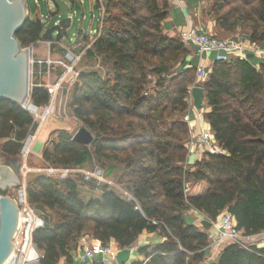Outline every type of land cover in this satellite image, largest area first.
I'll return each instance as SVG.
<instances>
[{
    "label": "trees",
    "instance_id": "trees-1",
    "mask_svg": "<svg viewBox=\"0 0 264 264\" xmlns=\"http://www.w3.org/2000/svg\"><path fill=\"white\" fill-rule=\"evenodd\" d=\"M102 3L101 35L81 62L94 65L98 56L100 67L80 71L68 104L69 115L94 139L82 145L73 141L74 133L55 131L41 158L58 168L98 164L130 197L114 188L94 192L79 175L60 180L33 174L27 200L45 218V227L33 233L39 264L69 263L83 236L123 250L133 248L143 233L162 240L139 247L144 260L133 264H264V247L234 243L206 262L208 230L185 220L189 210L211 222L227 211L243 237L264 233V62L256 67L237 57L215 60L206 82L198 84L196 67L186 61L189 48L163 32L167 0ZM208 9L204 14L221 36L244 33L264 48V0H210ZM57 13L58 8L51 15ZM44 28L29 15L16 38L26 48L41 41ZM191 86L203 88V118L225 152L205 154L192 164L183 121ZM47 101L44 89H31L32 104ZM33 127L27 111L0 102V152L7 158H19ZM28 165L34 166L31 159ZM189 182L205 190L189 195Z\"/></svg>",
    "mask_w": 264,
    "mask_h": 264
},
{
    "label": "built area",
    "instance_id": "built-area-1",
    "mask_svg": "<svg viewBox=\"0 0 264 264\" xmlns=\"http://www.w3.org/2000/svg\"><path fill=\"white\" fill-rule=\"evenodd\" d=\"M49 1L54 4L56 0ZM95 1L100 11L99 25L96 30L89 31L86 36L83 35L84 37L77 35L73 44H65L63 42L65 36L64 31H62L63 36L61 40H56L53 37L50 41H39L44 42L47 47V56L45 59L36 58L33 50L35 44L26 47L29 51V97L21 108L27 111L32 117L34 127L23 140L20 150V185L12 190V194L9 193L10 190L7 193V195L14 199L18 207V222L12 237L13 248L5 264H39L42 258V255L36 250L33 244V233L45 227V218L27 200L26 183L29 174L42 175L60 180L68 179L73 175H79L82 178V184H92L101 194L107 188H114L123 195L130 197L97 166H94L90 170L58 168L45 162H43L41 167L36 168L28 165L32 147L37 142L38 133L46 118L50 116L56 119H70L67 113V101L80 73L77 67L85 58L87 52L92 50L94 42L100 37L102 32L103 3L102 0ZM66 5L68 12L69 6L68 4ZM60 17V15H57L54 25H58ZM46 18L47 21H50L52 15L49 14ZM43 20L41 23L46 28L47 22L44 23ZM179 39L183 45L193 46L199 55L211 52L219 53L216 60L229 61L231 57H237L240 60L250 61V53H255L259 58L263 54L262 48L256 43L242 40L237 34L227 39H217L209 33H199L193 29H189L182 32ZM53 55H55L54 58L52 57ZM95 67H100V58L98 56L96 57ZM209 74L210 70L207 68L201 66L196 67V83H205ZM33 88H42L46 91L48 95L47 103L36 106L30 102V92ZM191 88L188 91L190 107L192 106ZM57 96L60 98L58 105H56ZM183 121L188 123V115L184 116ZM190 134L186 148L189 154L193 152L199 155L197 160L205 154L214 155L225 153L216 146L211 131L208 128L201 129L200 133L196 136H190ZM187 189L186 187V192ZM203 220L206 219L203 217ZM209 222L211 223V227L208 229V239L211 242L210 248L219 247L228 243L237 244L245 249L248 246L256 245L244 240L245 238L249 240L251 237L242 236L241 232L236 229L234 218L227 211L220 213L215 222ZM79 246L83 250L84 258L92 259L95 254H100L103 264H115V257L120 251L115 244L110 243L108 246L102 247L98 241L92 240L87 236L80 238Z\"/></svg>",
    "mask_w": 264,
    "mask_h": 264
},
{
    "label": "water",
    "instance_id": "water-1",
    "mask_svg": "<svg viewBox=\"0 0 264 264\" xmlns=\"http://www.w3.org/2000/svg\"><path fill=\"white\" fill-rule=\"evenodd\" d=\"M58 8L57 15L67 13V5L61 1H54ZM29 17L27 0H0V102L15 104L22 107L29 97V51L20 45L16 34L22 29ZM71 24L70 19L61 18L58 25L44 30L41 40L50 41L56 33V40H61L66 28ZM192 106L202 109L204 90L193 86L190 90ZM93 135L81 127L73 135V141L82 145H90ZM19 158H5L0 163V264L8 260L12 248V237L18 222V207L13 198L4 195L20 185ZM3 194V195H2ZM206 230L211 227L207 220L202 221ZM223 248V246H222ZM131 250H120L116 257V264H126L130 259Z\"/></svg>",
    "mask_w": 264,
    "mask_h": 264
},
{
    "label": "crops",
    "instance_id": "crops-1",
    "mask_svg": "<svg viewBox=\"0 0 264 264\" xmlns=\"http://www.w3.org/2000/svg\"><path fill=\"white\" fill-rule=\"evenodd\" d=\"M61 1H63L65 4L69 5L68 0H61ZM167 1L169 3L168 16L162 23L163 32L167 37L179 38L180 34L182 32H185L189 29L190 30L193 29L199 33H215L216 32L215 31V29H216L215 28V22L212 21L208 15L204 14L205 10L202 7V0H167ZM35 3L37 4L36 5L37 6V12L35 15H33V17L42 21L45 17L42 16V14H40V11L38 9L39 1L35 0ZM51 8H52L51 13H54L57 10V8L54 4ZM51 13H48V15ZM29 15H31L30 9H29ZM92 18H93V14H92ZM204 18H206V20H204ZM99 19H100V11H99ZM77 35L84 37L87 34L84 35L82 29L80 28L78 30ZM238 35H239L238 37L240 39L247 40L246 35L244 33H241V34L239 33ZM187 47L189 48V51H190V54L186 57V61L188 63V66H190V65L194 66V67L201 66V67H205V68L209 69L211 64L216 60L217 55H219V53H217V52H211V53L199 55V54H197V52L193 46L190 45ZM261 50L263 51V54L260 56V58L258 56H256L255 53H250L249 59L253 65H255L257 62H264V48H262ZM82 64H84V63H82ZM81 66L82 67L80 70L87 69L86 65H81ZM205 111L206 110L203 107L200 111L196 110L193 106L190 107L188 114H187L189 117V121L187 124L189 127V133H191L190 136H196L200 133L201 129H207L209 127V125L206 123V121L203 118V113ZM41 129H40L38 135H40ZM60 129L61 128H51L50 127L45 132L42 140H38V137H37V142L34 143V145L32 147V151L35 155H38V158L41 157L43 147H44L46 141L48 140V138L50 137L51 133H53L55 131H59ZM61 131H66V132L72 133V128L68 129V130H62L61 129ZM198 157H199V155H197V153H193V152H191L190 154L188 153V162L190 164H192L195 161H197ZM5 158H7V157L0 152V163H2ZM186 187L188 188L187 192H190L188 184L186 185ZM204 190L205 189L203 186L201 188L198 187V189L194 188V191L192 193L190 192L189 195H195V194L203 192ZM7 192H9V190ZM185 220L187 223L192 224L195 227H200L202 225L203 216L195 210H189L185 214ZM251 239H255V241L257 242L255 244L258 247H264V233L257 235V236H253V237H251ZM161 240H162L161 237L158 236V234H156V233H151V234L143 233L139 237L136 245L133 248H130L131 254H130L129 263L133 264L137 261H143L144 260V256L137 254V249L139 247H142L145 245L155 246V245L159 244L161 242ZM111 243L114 244L113 242H111ZM224 245H226V244H224ZM224 245H221L219 247L210 248L211 250L209 251L208 255L211 256V258L209 261H213L217 258L219 252L222 249V246H224ZM213 251H215V252H213ZM83 254H84L83 250L79 246L74 252L71 253V261L67 264H103L101 262L102 256L100 254H95L92 259L84 258ZM206 262H208V261H206ZM129 263H127V264H129ZM60 264H65V262L62 260L60 262Z\"/></svg>",
    "mask_w": 264,
    "mask_h": 264
},
{
    "label": "rangeland",
    "instance_id": "rangeland-1",
    "mask_svg": "<svg viewBox=\"0 0 264 264\" xmlns=\"http://www.w3.org/2000/svg\"><path fill=\"white\" fill-rule=\"evenodd\" d=\"M38 1H39L38 9L40 11V14H42V16H44L45 18L48 17V13H51V10H52L51 7L53 6V3L51 1H49V0H38ZM68 2H69V5H68L69 6V11L67 13L63 14L60 17V20H61V18L70 19V21H71L70 26L64 30L65 36H64L63 42L65 44H69V43L73 44L75 42L74 39L77 36L78 30L80 28L82 29L84 35L88 34L89 31L96 30L98 28V25H99L98 24V22H99V8L97 7V4H96L95 0H68ZM28 5H29L31 16L35 15L36 12H37V6H36L37 4L35 3V0H28ZM209 5H210V0H202V7L204 8L205 12L207 10H209L208 9ZM74 12H75V14H74ZM92 14H93V18H92ZM56 18H57L56 15H52V18H51L50 21H47V18H46V19L43 20V22L44 23L47 22V28H51L52 26H54ZM209 18L213 21V19L211 17H209ZM204 20H206V18H204ZM215 31H216L215 33H209V34L212 35L213 37L217 38V39H227V38H229V37L221 36V34L218 32L217 29H215ZM53 37L56 38V33L53 34ZM33 50H34V54H35L36 58H39V59H45L46 58V56H47V47H46L44 42L35 43V45L33 47ZM52 57L54 58L55 55H53ZM81 65H86L87 69L96 68L95 67L96 63L93 65V63L91 61H89V63H84V64L80 63L78 65V67H77L79 70L82 67ZM256 67H258V66H256ZM87 69H85V70H87ZM208 70H210V68ZM191 87H193V86H191ZM71 92L69 94L70 96L68 97V101H67V112H68V114H69L68 104L70 103L71 96H72ZM59 101H60V98H59V96H57L56 105L59 104ZM202 107H203V104H202ZM71 118H72L71 116H70V119L69 118L68 119L67 118L55 119V118L50 117V116L47 117L45 122L43 123V125L41 127L42 129H41L40 135H38V140H42V138L44 137L45 132L50 127L51 128H61L62 130H68V129L72 128V133L75 134L76 131L78 129H80L81 127H83V126H81L75 119H73V118L71 119ZM37 158H38V155H35L33 153V151H31V155L29 156V160L31 159L32 163H34V166H33L34 168L41 167L43 165L42 158L41 157L38 158L40 160V162L38 161ZM94 166H97L101 170H103V168L100 165H98V164H94ZM93 167L91 169H93ZM32 175L33 174H29L27 179H31ZM108 178L110 180H112L117 185V183L115 182L114 176H110ZM188 186H189V191L191 193L194 191V188L198 189V187H200V188L202 187L200 184H194L192 182H189ZM93 189H95V188L93 187ZM93 191L94 192H99L96 189L93 190ZM190 192H187V193H190ZM9 193L12 194V190H10ZM244 240L246 242H248V243H253V244L257 243L255 241V239H251V238L249 240H247L245 238ZM210 250L211 249H209V251ZM209 251H208V253H209ZM213 252H215V251H213ZM210 258H211V256L208 255V258H206V261H209ZM127 263H129V261Z\"/></svg>",
    "mask_w": 264,
    "mask_h": 264
}]
</instances>
